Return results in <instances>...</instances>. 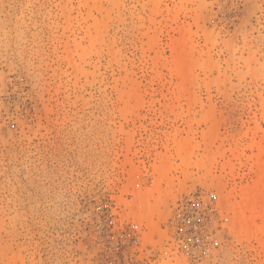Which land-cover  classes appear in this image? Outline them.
<instances>
[{
  "label": "rangeland",
  "instance_id": "obj_1",
  "mask_svg": "<svg viewBox=\"0 0 264 264\" xmlns=\"http://www.w3.org/2000/svg\"><path fill=\"white\" fill-rule=\"evenodd\" d=\"M0 264H264V0H0Z\"/></svg>",
  "mask_w": 264,
  "mask_h": 264
},
{
  "label": "bare ground",
  "instance_id": "obj_2",
  "mask_svg": "<svg viewBox=\"0 0 264 264\" xmlns=\"http://www.w3.org/2000/svg\"><path fill=\"white\" fill-rule=\"evenodd\" d=\"M135 218H137V220H140L141 219V217H140V219H139V217L138 216H136ZM152 232V234H153V231H151ZM150 232V233H151ZM149 237H150V235H149ZM149 237H148V239H149ZM151 239V238H150ZM148 242V241H147Z\"/></svg>",
  "mask_w": 264,
  "mask_h": 264
}]
</instances>
